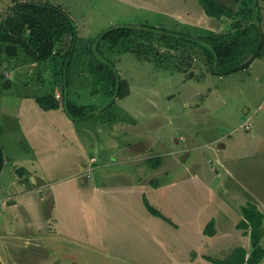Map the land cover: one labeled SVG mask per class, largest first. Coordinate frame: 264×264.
Masks as SVG:
<instances>
[{
  "label": "crops",
  "instance_id": "obj_1",
  "mask_svg": "<svg viewBox=\"0 0 264 264\" xmlns=\"http://www.w3.org/2000/svg\"><path fill=\"white\" fill-rule=\"evenodd\" d=\"M125 1L169 12L172 17L182 14L178 24L181 29L185 26L182 24L205 28L198 25L203 8L195 16L179 6L172 10L162 0ZM260 5L264 28V1L260 0ZM193 6L195 8V3ZM204 20L208 21L207 17ZM209 20L221 25L212 18ZM219 20L223 25L225 18ZM176 23L179 22L176 20ZM213 27L208 29L214 30ZM261 58L264 60V55ZM32 95L21 97L17 114L29 131L25 139L30 151L12 157L4 153L5 162L0 172L1 175L10 163L7 181L2 183L0 178V264H25L30 255L33 264H87L85 256H96L99 252L112 264H161V260L167 264H215L204 256L225 259L237 246H243L246 256L249 255L252 248L249 229L247 233L237 227L243 218L241 206L252 201L264 213V201L228 160L220 157L226 146L220 142L219 135L209 138L205 145L193 142L164 149L167 152L157 155H148V146L142 136L138 141L128 138L122 140V145H112L116 148L112 150L113 161H105L97 167L98 154H86L89 147L83 141L84 132H80V127L61 107L45 110ZM117 120V127L123 133H131L138 125L136 118L126 111ZM18 123L20 129L24 128L20 121ZM247 123L249 120L241 126L245 128ZM183 139L180 136L177 142ZM251 141L261 150L264 146L262 135L254 131L241 150L245 151L241 155L247 154L245 158L254 152L249 146ZM207 145L214 151L218 163L209 166L211 170L204 169L211 176L208 178L192 168L189 176H180L181 162L189 159L193 149L202 147L205 153L203 146ZM158 155L160 164L150 166L146 159ZM115 161L122 166L112 168ZM96 167L101 168L100 178L93 179L84 173ZM58 173L61 174L59 178L56 177ZM238 186L245 191L243 195ZM145 197L172 222L150 212ZM211 220L214 232L208 234L204 228ZM262 228L264 231V219ZM9 234L18 237L11 247L13 255L8 252L10 248L7 249L12 245L6 241ZM262 240L264 246V232ZM153 242L162 253L149 257ZM65 245L68 246L66 250ZM143 245L145 247L141 248ZM79 255L82 260L77 262L75 258ZM256 264H264V256Z\"/></svg>",
  "mask_w": 264,
  "mask_h": 264
},
{
  "label": "rangeland",
  "instance_id": "obj_2",
  "mask_svg": "<svg viewBox=\"0 0 264 264\" xmlns=\"http://www.w3.org/2000/svg\"><path fill=\"white\" fill-rule=\"evenodd\" d=\"M48 1L60 4L70 12L76 21L78 35L81 39L77 44L78 50L72 57L73 62L69 71L65 70L63 63L57 66L56 58L59 59V62L63 61L57 55L56 58L45 63L43 61L33 62L23 52L15 57H3V61L0 63V84L6 79L12 81L11 87L0 92V128L2 130L0 143L5 147L6 156H22L30 151L29 144L25 139L26 135H29V131L24 126L25 123L22 118L17 115L21 97L27 94L42 95L52 88H55L56 96L60 97L61 84L58 82L62 78L64 81L69 78L67 98L78 104L96 106V112L93 116L79 120L75 122V125L80 127V132H84L82 138L89 147V150L86 148V154L89 156L98 154L97 167L104 164L105 161H113L115 157L112 150L116 148L112 145L114 143L122 145V140L128 138H134V141H138L142 136L148 146V155H152L164 154L167 152L164 149H174L193 142L205 145L209 138L219 135L220 142L226 146V150L220 152V157L223 160L226 158L229 165L244 178L254 193L259 197L261 196L264 201V146L261 150L255 141H251L249 146L254 152L248 158H245L247 154L241 155V152L245 154V151L241 150L247 138L254 131L260 133L262 140H264V60L262 58H256L248 68L217 75L206 71V65L200 57L197 60L193 59L194 61L189 64L185 62L187 63L185 64L184 59L181 60V54L178 53L175 63H179L182 69L187 67L185 72L173 69L174 62L165 58L168 54L164 53L161 44L154 42L152 53L147 56L146 54L139 56L129 51L128 46L122 42L117 45L101 42L99 47L103 54L114 60L121 76L126 78L130 84L128 95L117 98L115 104H112L113 106L106 107L110 100L109 96L103 92L92 91L95 81L88 71V65H86V61L89 62L92 59V54L90 56L88 52L84 54L83 48L98 33L112 25L148 23L179 30L181 26L178 24H180L182 14L177 17L174 14L172 17L169 12L142 8V6L133 5L125 0ZM162 1H166L172 10L175 6H179V8L189 11L190 15L196 16L202 10L198 0ZM222 1L225 2L226 0ZM12 3L13 0H0V16L8 12ZM194 3L195 8H193ZM204 17H207L208 21L204 20ZM209 18L221 25H214ZM176 20L179 23H176ZM229 23L230 19L225 18L222 25L219 19L203 12V17H201L198 25L205 27L200 28L201 30L215 26L213 27L214 30L223 31L230 27ZM197 28L194 27L190 31L193 32ZM70 39V37L64 39L63 49L69 46ZM96 44L95 42L94 48H96ZM185 53L190 56L193 55L189 51ZM194 55L193 58H197V54ZM164 64L168 68H164ZM51 66L55 67L51 68ZM190 71H195L199 77L186 78ZM202 71H204L203 75ZM249 109V113H246ZM125 111L134 116L138 123L136 127L132 128L131 133H123V130L117 127L119 124L117 119ZM65 117L67 118V116ZM246 120H249L247 124L251 127L248 130L241 126ZM18 121L22 123L24 128L21 126L20 129ZM131 124H136V122L131 121ZM115 131H117L116 134ZM180 136H183L184 139L178 143L177 140L180 139ZM38 138L37 134L36 139ZM161 149L162 152L159 151ZM201 149L202 147L193 149L189 159L181 162L183 168L179 172L180 176H189L191 168L201 171L208 178L211 176L204 172V169L209 170V166L218 165L216 156L208 145L203 146L205 153ZM118 164L115 161L112 168L117 169L122 166ZM10 166V163H7L5 170L0 175L2 183L8 179ZM97 167L84 173L93 179H98L101 177V168ZM153 174L155 173L153 172ZM60 176V173L56 175L58 178ZM227 186L234 187L230 184ZM238 187L243 195L245 191L241 189L242 187ZM165 240L167 241V236ZM6 241L12 244L7 247V249L10 248L8 252L11 255L13 253L11 247H14L18 237L16 234H9L6 236ZM67 248L68 246L65 245V250ZM150 250L149 257H156L157 253H162L156 242L150 245ZM99 253L96 256H85L86 263L112 264L104 260V256ZM145 257L148 256L145 255ZM31 259L32 255L29 259H25L24 263L33 264ZM75 259L79 262L82 257L79 255ZM161 264H167V262L161 260Z\"/></svg>",
  "mask_w": 264,
  "mask_h": 264
},
{
  "label": "trees",
  "instance_id": "obj_3",
  "mask_svg": "<svg viewBox=\"0 0 264 264\" xmlns=\"http://www.w3.org/2000/svg\"><path fill=\"white\" fill-rule=\"evenodd\" d=\"M198 3L207 15L217 19H230V27L223 31L201 30L198 27L192 32L190 30L194 27L187 25L183 27L186 30H172L148 23L112 25L98 33L91 40V46L89 43L83 48L84 54L87 52L89 56L92 54L93 60L86 61L88 71L95 81L92 91L103 92L109 96L110 100L106 107L111 106L117 98L128 95L130 84L126 78L121 76L114 60L103 54L99 47L101 42H107L110 45L122 42L128 46L129 51L139 56L152 53L155 42L163 46L164 53L168 54L165 58L174 62L173 69L187 71V67L182 69L179 63H175V58L180 53L181 60L183 58L184 63L188 62V64L200 57L206 65V71L217 75L248 68L256 58L264 55V28L260 0H226L225 2L198 0ZM66 37L71 39L69 46L63 49L62 45ZM80 39L75 19L62 5L48 0H13L8 12L0 16V63L4 56L15 57L20 52L36 63L49 62L59 56L63 61L59 62L56 58L57 66L63 63L65 70L69 71ZM95 42L97 43L96 48H94ZM186 51L193 55H187ZM194 54H197V58H193ZM164 68L168 66L164 64ZM202 72L203 75L204 71ZM196 77H199V74L195 71H190L186 76V78ZM54 83L56 84L55 79ZM58 83L61 84L60 97L56 96L55 88L42 95H32L41 108L49 110L61 107L68 118L74 122L95 114L96 106L93 104H78L67 98L69 78L65 81L62 78ZM11 86L12 81L6 79L0 84V92ZM249 127L248 124L245 125L246 129ZM146 161L150 166L157 167L161 162V157L159 155L149 157ZM4 162L3 146L0 143V172ZM144 201L150 212L172 222L170 218L151 205L146 197ZM241 208L243 218L237 223V227L245 229L247 233L249 229L248 234L252 247L249 255L246 256L247 251L243 246H237L225 259L205 255L206 259L215 264H243L244 262L256 264L262 260L264 256L262 244L264 213L252 201H247ZM204 232L208 234L214 232L213 220L207 223ZM72 264L78 263L73 262Z\"/></svg>",
  "mask_w": 264,
  "mask_h": 264
}]
</instances>
